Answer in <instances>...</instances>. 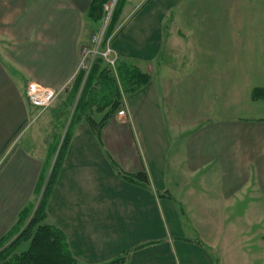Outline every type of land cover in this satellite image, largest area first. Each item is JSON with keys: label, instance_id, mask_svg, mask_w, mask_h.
Here are the masks:
<instances>
[{"label": "crops", "instance_id": "crops-1", "mask_svg": "<svg viewBox=\"0 0 264 264\" xmlns=\"http://www.w3.org/2000/svg\"><path fill=\"white\" fill-rule=\"evenodd\" d=\"M91 1L0 0V159L7 154L0 175L24 197L0 220V238L40 185L41 195L70 124L61 137L52 134L47 150L21 149L36 110L25 87L64 89L48 110L70 98L92 33ZM116 32L112 50L150 83L124 96L99 138L84 121L73 124L46 223L64 233L80 264L126 252V264H214L215 239L211 254L186 239L175 203L202 225L194 211L215 225L208 210L225 209L224 264H240L257 246L264 264V97L252 99L264 90V0H126ZM112 165L145 172L150 190L124 181ZM235 210L258 229L237 228Z\"/></svg>", "mask_w": 264, "mask_h": 264}, {"label": "trees", "instance_id": "trees-1", "mask_svg": "<svg viewBox=\"0 0 264 264\" xmlns=\"http://www.w3.org/2000/svg\"><path fill=\"white\" fill-rule=\"evenodd\" d=\"M111 2L112 0H92L87 12L88 19L94 24H101L107 15L106 7L110 6ZM125 3L126 0H116L99 50H105L107 42L110 40L109 43H111L116 36L114 32ZM84 73L83 71L78 72L79 79ZM150 80L149 74L129 62L118 59L114 74L101 56L93 60L83 93L71 116V122L62 139L33 215L29 214L30 210L27 207L22 209L12 227L0 238V264H80L72 255L64 233L56 226L46 223L47 203L69 146L72 126L79 121H84L92 134L99 138L105 123L121 107L124 96L144 88ZM263 97L264 90L256 89L252 92L253 100ZM95 113L103 115L99 122L93 119ZM112 167L124 181L150 190L148 176L145 172L126 174L114 165ZM40 189L41 185L38 186L37 194L40 193ZM158 197L169 198L166 193L159 194ZM24 244L27 246L18 250ZM129 255L130 252H126L106 264H126Z\"/></svg>", "mask_w": 264, "mask_h": 264}, {"label": "rangeland", "instance_id": "rangeland-1", "mask_svg": "<svg viewBox=\"0 0 264 264\" xmlns=\"http://www.w3.org/2000/svg\"><path fill=\"white\" fill-rule=\"evenodd\" d=\"M110 6L108 5L106 7L107 15H108V10L109 11L111 10ZM114 6H113L112 10L114 9ZM105 19L103 20V22L101 24L92 23L93 27L91 29L92 33L90 35V38L87 42H85L83 44V47L81 48V50L84 48H88L90 51L93 50L92 41L95 38L96 39L100 38L102 28H103L104 23H105ZM108 22H109V19H108ZM108 22L106 24V27L108 25ZM115 31H116V29H115ZM115 34H117V32ZM101 39L103 41V35H102ZM111 44H112V41L110 43V47H112ZM88 62H90V61L85 60L83 62V64L88 63ZM87 75H88V73H84V75H81L82 77H80V79L78 80L73 92L70 93V96H69L70 98H67V101L63 97L60 98L61 100L55 106L56 107L55 110H48L47 109L48 111L45 110L41 114H38L39 113L38 110H37L38 112L36 110H34V115L32 117H30V119H29V126L24 130L22 136H20L21 138L19 137L18 146L21 149H23L26 152L32 151V153H33V151L36 149V147H39V149L41 148L43 151H45V150H47L46 148H48L47 144L50 143L52 140V137H51L52 134L61 137V135L64 131L63 128H64L65 124L67 123V121H69V123L71 122V116L75 110V107H76V104H77L79 98L81 97V95L83 93ZM57 99H59V98H57ZM57 99H56V101H57ZM66 102H67V104H66ZM59 114H62V115L60 116V119H57L59 117ZM102 117H103V115L98 114V113H95L93 115V119L96 122H99L102 119ZM6 155H3L4 157H2V159H0V165L2 164ZM183 180H184L183 177H177L176 178V182L179 184H182V185L183 184L184 185L191 184L193 187H195V185H196V181H194V179L188 178L185 180L184 183H183ZM200 181H201V179H200ZM200 181H199V184H200ZM194 182H195V184H194ZM40 197H41L40 194H35L32 198H30L31 200L28 201V204L26 207L30 210L29 214L32 213L31 215H33L34 211L32 212V210L38 204ZM208 197L210 198V195H208ZM23 198H24L23 196H21L19 193L15 192V189L13 188L12 183L8 179L4 181V176H3V172H2L0 175V220L4 216L7 217L8 214H12V209H13L12 206L21 204V202L23 201ZM176 198H177V196H176ZM175 206L178 208V213H179V215H181V218H182L181 219V224H182L181 227L184 230L185 238L188 240H192L193 244L200 246L201 248L206 249L209 254H211V249H210L211 246L214 245V243L212 244V240L215 239V244H217L218 248L220 249V252H219L220 259H218L215 256L214 257L211 256V257L214 261V264H216V263L220 264L219 260H221V263L224 264L225 259L223 258L224 257L223 255H224L225 248H223V246H226V243L222 240L219 241V237L221 239H223L222 237H226V233H227V229H228L226 217L229 216L230 212L226 211L225 209L217 211V212L208 210V212H212L214 214L213 218L216 220V221L214 220L215 223H217L215 225H212L210 223L212 218L210 219L209 217H205V216L200 217L201 214L200 213L196 214V212L194 211L195 215H199L198 218L201 219V222L202 221L205 222V224L202 225V224L196 223L195 219H190V215L186 219V213L182 214L181 213L182 211L178 207L179 203H175ZM198 212H200V211H198ZM258 212L261 214V216L263 215V217H264V211H258ZM240 214H241V211L235 210V215L233 218L235 219L234 222H235L237 228H239V229L243 228L245 230L248 229L249 231L251 230L253 232L258 229L257 225H254V226L244 225V222H243L244 217H243V215H240ZM199 237H200V239H199ZM235 239H237L236 236H235ZM232 241H234V240H232ZM232 241L230 242V244L234 243V245L235 244L238 245L237 240H236V243L232 242ZM26 246H27V244H24L18 250L23 249V247H26ZM260 253H261V251H260V249H258V246L251 248L250 252L248 251L247 254L244 253L245 259L241 258L240 264H262V263H259V261L261 260L259 258Z\"/></svg>", "mask_w": 264, "mask_h": 264}, {"label": "built area", "instance_id": "built-area-1", "mask_svg": "<svg viewBox=\"0 0 264 264\" xmlns=\"http://www.w3.org/2000/svg\"><path fill=\"white\" fill-rule=\"evenodd\" d=\"M111 8V6H110ZM109 12V10H108ZM105 31V30H104ZM116 33V31L114 32ZM104 34V32H103ZM102 32L99 39H94L92 41L93 44V50L90 51L88 48H84L80 51V60L78 65V72L83 71L85 73H88L90 70V67L92 65L93 60L101 56L106 64L112 69V71L115 74V67L116 62L118 60L117 55L114 53L112 48L110 47L109 41L107 42L105 50L101 51L99 50V47L102 43ZM82 59V60H81ZM85 60H89L90 62L84 63ZM83 61V62H82ZM64 91V89H61L59 91H55L43 86H40L36 83L29 82L27 83L25 87V97L28 102V104L39 111V114L44 112L45 110L49 109L51 105L54 103V101L57 99V97Z\"/></svg>", "mask_w": 264, "mask_h": 264}, {"label": "water", "instance_id": "water-1", "mask_svg": "<svg viewBox=\"0 0 264 264\" xmlns=\"http://www.w3.org/2000/svg\"><path fill=\"white\" fill-rule=\"evenodd\" d=\"M115 2H116V0H112L111 10H112L113 6L115 5ZM111 10L108 12V15L106 16L105 23H104V26H103V28H102V34H103V32H104V30H105V28H106V24H107L108 19H109V17H110Z\"/></svg>", "mask_w": 264, "mask_h": 264}]
</instances>
